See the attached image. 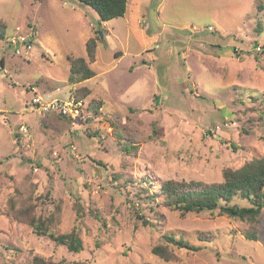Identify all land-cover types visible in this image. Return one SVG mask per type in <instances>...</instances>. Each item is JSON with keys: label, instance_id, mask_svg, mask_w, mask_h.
I'll return each instance as SVG.
<instances>
[{"label": "rangeland", "instance_id": "obj_1", "mask_svg": "<svg viewBox=\"0 0 264 264\" xmlns=\"http://www.w3.org/2000/svg\"><path fill=\"white\" fill-rule=\"evenodd\" d=\"M28 26L40 45L18 55L9 39ZM0 29V264H264V208L257 221L181 215L140 190L219 183L264 158V0H127L100 24L75 0H0ZM89 38L95 76L69 84L68 58H86ZM58 88L89 89L86 120L33 110L34 92ZM31 217L54 234L76 228L82 251L36 235Z\"/></svg>", "mask_w": 264, "mask_h": 264}, {"label": "trees", "instance_id": "obj_2", "mask_svg": "<svg viewBox=\"0 0 264 264\" xmlns=\"http://www.w3.org/2000/svg\"><path fill=\"white\" fill-rule=\"evenodd\" d=\"M79 4L90 7L98 16L99 24L112 19L123 17L127 10V0H75ZM0 38H3V31L0 29ZM97 43L94 38L85 42L86 58L69 57L70 68L69 84H78L95 76L90 64L95 61ZM79 93L89 94V89L80 88L75 91L76 99H81ZM78 94V95H77ZM83 96V95H82ZM262 117V116H261ZM231 148H235L230 144ZM149 185V184H148ZM145 192L142 199L154 201L161 198L162 205L170 210L177 211L181 215L189 213H215L231 219L257 221L264 208V158L251 160L238 169L227 168L222 172V181L210 185H202L194 181L167 180L161 183L158 189L149 191L147 188H140ZM236 197L246 198L249 206L228 205V202ZM82 211H77V217L81 218ZM100 219L97 214H94ZM15 219H18L15 216ZM142 219V218H140ZM28 225L36 235L47 236L56 246H64L67 251L79 253L83 249L82 240L76 228L67 233L54 234L43 221L31 217L27 220ZM144 225L146 221L143 220ZM246 237L256 240L255 234H247ZM166 244H171L178 249L198 251V247L190 245L181 238L171 236L163 237ZM152 254L165 261L171 260V254L166 247L155 246ZM32 264H50L42 258L34 257Z\"/></svg>", "mask_w": 264, "mask_h": 264}, {"label": "built area", "instance_id": "obj_3", "mask_svg": "<svg viewBox=\"0 0 264 264\" xmlns=\"http://www.w3.org/2000/svg\"><path fill=\"white\" fill-rule=\"evenodd\" d=\"M35 38V31L31 27L28 26L27 30H20L17 27L14 36L9 39V42L13 46L14 52L19 55L33 48ZM30 105L39 114L53 113L70 120L72 124H75L77 120H86L84 102L77 100L73 94H70L67 98H58L50 95H39L34 92ZM19 133L25 135L27 133L26 128L20 126Z\"/></svg>", "mask_w": 264, "mask_h": 264}, {"label": "crops", "instance_id": "obj_4", "mask_svg": "<svg viewBox=\"0 0 264 264\" xmlns=\"http://www.w3.org/2000/svg\"><path fill=\"white\" fill-rule=\"evenodd\" d=\"M74 10H76V8L74 9ZM85 11V10H84ZM85 13V12H84ZM113 20V19H112ZM106 22H108V21H106ZM102 23H104V22H102ZM91 24V23H90ZM92 26V25H91ZM108 34V33H107ZM108 35H110V34H108ZM37 39H35V42L38 44V46L40 45L39 44V42H37L38 40H39V30L37 31ZM34 46V45H33ZM42 51H44V50H41V52H39V56L41 57V53H42ZM47 52V51H46ZM84 83V85H86L87 84V80L86 81H82L81 83H78L77 85H80V84H83ZM73 87L75 86V85H72ZM86 87V86H85ZM64 90H61V89H57L55 92H54V95H52L53 93H51L50 94V96H54V97H58V98H67V97H69V95H70V92L68 91L67 93H64L63 92ZM105 103V102H104ZM42 115H46V114H42Z\"/></svg>", "mask_w": 264, "mask_h": 264}, {"label": "water", "instance_id": "obj_5", "mask_svg": "<svg viewBox=\"0 0 264 264\" xmlns=\"http://www.w3.org/2000/svg\"><path fill=\"white\" fill-rule=\"evenodd\" d=\"M100 37H101V34L99 33Z\"/></svg>", "mask_w": 264, "mask_h": 264}]
</instances>
